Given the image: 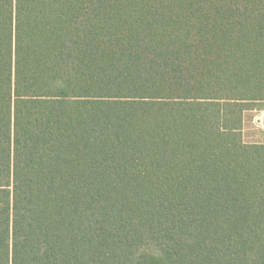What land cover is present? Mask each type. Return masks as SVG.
Here are the masks:
<instances>
[{
	"label": "trees",
	"instance_id": "obj_1",
	"mask_svg": "<svg viewBox=\"0 0 264 264\" xmlns=\"http://www.w3.org/2000/svg\"><path fill=\"white\" fill-rule=\"evenodd\" d=\"M264 0H0V264H264Z\"/></svg>",
	"mask_w": 264,
	"mask_h": 264
},
{
	"label": "rangeland",
	"instance_id": "obj_2",
	"mask_svg": "<svg viewBox=\"0 0 264 264\" xmlns=\"http://www.w3.org/2000/svg\"><path fill=\"white\" fill-rule=\"evenodd\" d=\"M242 139L245 143H264V110L256 107L243 116Z\"/></svg>",
	"mask_w": 264,
	"mask_h": 264
}]
</instances>
